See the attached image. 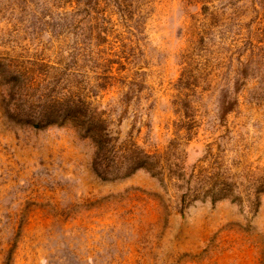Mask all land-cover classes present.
Masks as SVG:
<instances>
[{
  "label": "rangeland",
  "instance_id": "obj_1",
  "mask_svg": "<svg viewBox=\"0 0 264 264\" xmlns=\"http://www.w3.org/2000/svg\"><path fill=\"white\" fill-rule=\"evenodd\" d=\"M0 264H264V0H0Z\"/></svg>",
  "mask_w": 264,
  "mask_h": 264
}]
</instances>
